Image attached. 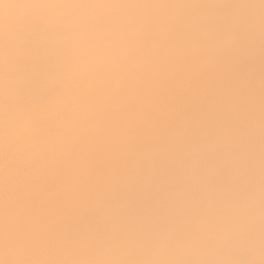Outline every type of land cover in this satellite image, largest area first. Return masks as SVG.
Listing matches in <instances>:
<instances>
[{
  "label": "snow or ice",
  "instance_id": "1",
  "mask_svg": "<svg viewBox=\"0 0 264 264\" xmlns=\"http://www.w3.org/2000/svg\"><path fill=\"white\" fill-rule=\"evenodd\" d=\"M0 264H264V0H0Z\"/></svg>",
  "mask_w": 264,
  "mask_h": 264
}]
</instances>
